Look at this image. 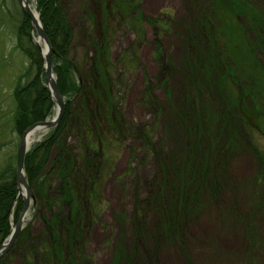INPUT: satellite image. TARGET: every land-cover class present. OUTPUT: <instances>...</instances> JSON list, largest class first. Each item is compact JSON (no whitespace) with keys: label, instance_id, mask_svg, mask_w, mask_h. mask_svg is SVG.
I'll return each mask as SVG.
<instances>
[{"label":"rangeland","instance_id":"374dc122","mask_svg":"<svg viewBox=\"0 0 264 264\" xmlns=\"http://www.w3.org/2000/svg\"><path fill=\"white\" fill-rule=\"evenodd\" d=\"M56 1L72 29L71 59L83 72L88 68L83 63L85 57L91 59L93 56L88 46L93 38L92 27H95L93 17L98 10L88 0ZM98 1L101 5L102 0ZM16 2L0 0V169L13 162L19 147V138L12 129L16 106L13 90L28 66L25 56L15 48L22 14ZM207 2H113L110 14L115 18L114 22L108 23L107 50L111 64L109 103H113L111 117L118 129L117 137L109 136L111 142L107 144V151L90 153L87 137L82 139L79 129L75 132L74 127L78 124L75 121L77 102H71V115L60 138H63L64 149L71 154L77 169L81 167L73 174L81 176L85 163L96 165L94 183L88 187L85 169L77 182L82 199L77 203L75 212L69 205L46 204L58 197L60 192L61 182L56 178L53 164V158L59 152L56 140L45 168L31 189L28 186L31 199L27 217L22 223L17 244L3 255L4 264H52L43 255V249L51 239V229L47 228L52 223L47 222H52L53 215L59 216V222H65L64 227L75 224L78 231L74 242L68 244L67 229L63 228L64 254L67 255L64 264H264V134L250 131L240 123L235 125V129L243 128L245 138H238V147H234L232 154L223 161L224 178L218 179L219 187H213L214 183L212 187H206L199 194L194 211L190 209L192 207H187L182 209L178 218L170 216L172 219L166 220L170 222H167L170 226L168 232H164L161 226L164 219L158 218L161 216L159 213L145 212L144 201L148 191H157V184L153 182L160 165L168 163L171 160L169 157L176 151L174 138L179 131L173 105L177 107L181 102L183 86L180 88L175 74H178V69L188 73L185 61L188 56L191 59L196 56L192 52L194 49L192 53L188 50V45L196 46L192 39L196 38L195 25L204 22L202 10ZM247 2L264 13V0ZM29 3L31 5V0ZM135 16L136 29H132L127 20ZM226 19L222 17V21L229 25L223 33L233 40L229 44L241 46L237 48L241 52L240 60L245 58L251 63L253 58L247 52L251 38L238 35V28ZM31 34L34 43L36 34L34 31ZM222 40L225 38L222 37ZM196 41L199 43L197 38ZM260 63L263 64L259 65L260 69L264 70V57H260ZM199 78L198 85H206L209 89L205 78ZM243 78H250V82L257 86L261 80L264 85V71L259 69L244 73ZM27 80L25 76L21 83ZM226 84L228 86L222 90L221 96H217V100L220 102L227 97L233 104L237 96L235 88H229V82ZM228 91L231 97L227 95ZM54 113L53 104L52 113L45 120H51ZM208 128L209 134L213 132L219 136V130L215 131L219 129L218 125L215 126L214 122ZM52 130L45 128L29 150L44 143ZM137 133L145 136L148 144L138 139ZM221 142V138L214 136L211 144L205 145L207 157H212L211 163L215 160V148H219ZM259 157L263 160L262 164L258 161ZM14 161L17 162V156ZM87 188L92 189L90 198L83 196ZM188 199L185 200L190 206L192 201ZM19 214L15 216L11 212L10 230Z\"/></svg>","mask_w":264,"mask_h":264},{"label":"trees","instance_id":"16d2710c","mask_svg":"<svg viewBox=\"0 0 264 264\" xmlns=\"http://www.w3.org/2000/svg\"><path fill=\"white\" fill-rule=\"evenodd\" d=\"M88 1L93 2L92 4L98 12H95L93 17L92 24H95V27H92L93 38L89 40L88 46V50L92 52L93 56L91 59L85 57L83 63L88 68L82 72L78 70L79 67L71 59L72 29L58 1L35 0L43 33L53 50L51 55L53 72L56 78L57 93L64 99V113L58 125L49 134L48 139L29 150L23 166L26 182L31 189L32 184L37 180L50 158L53 144L58 140L59 152L55 154L53 164L55 165L56 178L61 182L60 192H57L58 197L48 200L46 204L69 205L74 212L77 210V203L82 199L77 182L81 179L83 171L86 169V173H88L85 176L89 182L88 187L94 183L97 171L95 172L96 165L88 162L84 164V170L81 169V176L73 174L81 167L79 166L77 169L71 154L69 155L64 149L63 138H60V133L66 127L68 116L71 115L70 108L73 107L71 102L73 100L77 102L75 121L78 124L74 127L75 132L79 129L82 139L87 137L90 153H94L95 150L103 152L105 149L107 151L111 142L109 136L116 135L117 137L116 131L118 130L111 117L113 103H109L111 100L109 91L111 64L108 60L107 50L108 23L114 22L115 18L110 14V10L116 0H102L101 5L98 0ZM202 11L204 22H197L195 25L197 28L195 35L199 43L193 37L196 46L188 45V50L190 49L191 52L194 49L192 52L196 56L192 59L188 56L185 61L188 73L186 72L183 76L182 99H179L181 102H178L177 107L173 105L179 131V134L174 138L176 151H173L168 163L160 165L159 173L153 182L157 184V191L154 189L148 191L144 201L145 212L159 213L158 215L161 216L158 218L165 220L161 221L164 222L161 225L164 232H168L167 229L170 227L167 224L169 221H166L172 219L170 216L173 215L174 219L178 218L187 207H192L190 209L194 211L198 196L205 191L206 187H212L213 183L215 184L213 187H219L218 179L224 178L223 161L232 154L234 147H238V138H245L244 135H246L242 132L243 128L237 130L235 125L240 123L242 127L244 126L250 131L264 134V85L261 80L257 86L250 82V78H243L244 73H249V71L257 72L258 69L264 71L259 67V65H263L260 63V57H264V13L259 12L247 0H208ZM222 17H227L226 20L233 22L234 26L238 28V35L244 34L247 39L248 36L251 38L248 51L246 49L253 58L251 63L245 58L243 61L240 60L241 52L237 48L241 46H235V43L229 44L233 40L227 36V33H223L226 25L227 27L229 25L222 21ZM135 22L136 16L128 19L127 25L136 29ZM30 23L22 13L15 43V48L28 61V66L18 78L13 90V101L16 106L14 107L12 129L19 139L26 129L50 116L53 108L48 89L45 86L43 59L38 47L33 43ZM221 34L225 40H222ZM231 36L236 39V36L232 34ZM238 38L240 37L238 36ZM204 40H206L205 45ZM25 76L28 80L26 83H21V79ZM199 77L205 78L209 89L206 85L204 87L198 85ZM227 82L230 83L229 88H235L237 96L233 101L234 105L227 97L220 102L217 100V96L222 93L225 86H228ZM210 93H213L212 95L216 99ZM227 95L231 97L229 91ZM202 96L207 100H203ZM202 103L205 104L202 105ZM213 122L215 126L218 125L219 129L216 128L215 131L219 130L217 131L219 136L208 132V127ZM214 136L221 138L222 142L219 148H215V160L213 159L214 161L211 163L212 157H207L205 145L211 144V139ZM137 137L148 144L145 136L138 134ZM16 156L17 154L12 159L13 162H8L0 169V247L10 232L9 216L11 212L16 216L23 207V200L17 197L15 188L16 161L14 160ZM261 159L258 158L260 164L263 163ZM83 196L90 198L92 189L87 188V193ZM185 199L192 201L190 206ZM190 209L188 208V211ZM52 219V222H47L48 224L52 223L47 228L51 229V239L43 249V255H46L45 257L49 258L52 264H64L67 262L65 261L67 255L64 254L63 228L67 229L68 244L71 241L74 242L73 239L76 238L74 235L78 231L75 224L64 227L65 222H59L57 215H53ZM14 239L9 251L17 244L19 235ZM3 258L4 256L0 259V264H4ZM67 264H71V262Z\"/></svg>","mask_w":264,"mask_h":264},{"label":"water","instance_id":"95a60500","mask_svg":"<svg viewBox=\"0 0 264 264\" xmlns=\"http://www.w3.org/2000/svg\"><path fill=\"white\" fill-rule=\"evenodd\" d=\"M16 3L20 7L23 15L28 18L29 22H31L30 23L31 29L36 34V39L34 40L35 41L34 43L38 47L44 62L43 69L45 74V82L50 95L51 102L52 104H54L55 107V113L54 116L51 118V120H45L32 125L28 129H26L20 136L18 143L19 147L17 148V162L15 168V178H16L15 188L17 189L18 197H21L23 200V207L14 227L11 228L7 239L0 247V258L5 253L8 252V250L10 249L11 245L15 240L14 238H16V236L23 229L22 223L24 219L27 217V213L30 207L29 199H31V193L29 191L27 182L24 178V167H23L25 157L29 151L30 145L35 142V141L30 142L29 138L31 137L32 133L34 131H37L38 129L56 127L64 111V100L59 95V93H57L58 90L56 87L55 77L53 74V65H52L53 62L51 60V55L53 53V50L48 39L43 33L42 26L39 21V13L36 6V2L35 0H31V5H30L29 0H17Z\"/></svg>","mask_w":264,"mask_h":264},{"label":"bare ground","instance_id":"6f19581e","mask_svg":"<svg viewBox=\"0 0 264 264\" xmlns=\"http://www.w3.org/2000/svg\"><path fill=\"white\" fill-rule=\"evenodd\" d=\"M183 76H184V72H182L180 69H178V74H175V77H177V79H178V83L180 84V88H181V85L183 84V79H184ZM43 131H45V129H38L37 131H34L31 135V137L29 138V141L34 142V141L38 140Z\"/></svg>","mask_w":264,"mask_h":264}]
</instances>
